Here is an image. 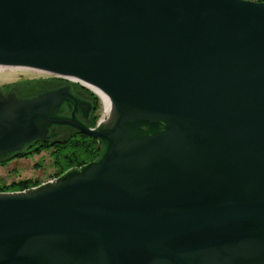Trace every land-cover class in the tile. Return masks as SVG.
Segmentation results:
<instances>
[{"label":"water","instance_id":"1","mask_svg":"<svg viewBox=\"0 0 264 264\" xmlns=\"http://www.w3.org/2000/svg\"><path fill=\"white\" fill-rule=\"evenodd\" d=\"M0 65L111 105L90 126L69 85L0 89V159L62 126L101 143L0 192V264H264V1L0 0Z\"/></svg>","mask_w":264,"mask_h":264},{"label":"trees","instance_id":"2","mask_svg":"<svg viewBox=\"0 0 264 264\" xmlns=\"http://www.w3.org/2000/svg\"><path fill=\"white\" fill-rule=\"evenodd\" d=\"M252 1L262 2L264 0ZM77 85L78 89L81 90L91 102L93 110L89 125L94 126L99 118V115L97 114V110L100 105L99 98L90 90L82 87L79 84ZM17 86L18 85L12 86L7 84L1 88L10 89ZM39 89L40 88H38L36 85H29L23 87L19 93L25 94L28 91L34 93L39 91ZM41 151H46L48 153L49 159L51 161L50 165L52 167L51 176L56 178L69 169L81 167L84 164L98 158L101 153V146L96 138L76 130H70L67 133H62V135H59L56 142L55 140H52L49 144L36 143L33 144L28 150L22 151L4 159H0V165H6L9 161L16 158H28L29 155L40 153ZM37 166H41V163H37ZM40 183L41 182L36 179H19L17 181H11L8 184H5L2 179H0V192L22 191L33 186H37Z\"/></svg>","mask_w":264,"mask_h":264},{"label":"rangeland","instance_id":"3","mask_svg":"<svg viewBox=\"0 0 264 264\" xmlns=\"http://www.w3.org/2000/svg\"><path fill=\"white\" fill-rule=\"evenodd\" d=\"M48 77L54 76L23 67H5L4 70L0 69V88L7 84L16 86L18 84L17 82ZM99 101L100 105L97 110V114L99 115L98 120H103L107 118L108 114L104 113L103 102L101 100ZM50 162L49 155L46 151L29 155L28 158L12 159L6 165H0V179L5 184L19 179H36L41 183L53 180ZM37 163H41V166H37Z\"/></svg>","mask_w":264,"mask_h":264},{"label":"flooded vegetation","instance_id":"4","mask_svg":"<svg viewBox=\"0 0 264 264\" xmlns=\"http://www.w3.org/2000/svg\"><path fill=\"white\" fill-rule=\"evenodd\" d=\"M18 85L17 87H15V94H17L19 97H30V96H34L35 94L39 93L43 88L45 89L46 87H51V88H54V87H60V86H66V85H69L70 88H71V91L74 92L75 94L77 95H80L82 98L84 99H88L87 96H85V94L78 89V85L79 83H76V82H71L65 78H59V77H48V78H41V79H34V80H26V81H23V82H17ZM29 85H36L39 89V91L37 92H34V93H31V91L27 92V93H19L23 87H26V86H29ZM80 85V84H79ZM83 87V86H82ZM85 88V87H84ZM2 89L4 92L6 91H9L10 89H3V88H0ZM87 89V88H86ZM100 100V99H99ZM65 108H63L61 111H58L60 112L61 114H64V115H70V112L72 110L71 107H68L67 105H64ZM91 116L92 114L90 115H83V112L81 111V109H78L77 111H75V117L77 119H79L80 121H82L83 123H86V124H89V121L91 120ZM70 130H76L72 127H60L58 128V132L60 133L59 135H62V133H67L69 132ZM77 131V130H76ZM50 132H52V129L49 130V138H52L50 137ZM53 132H56V135L55 137L57 136V129L56 130H53ZM52 140H57V138L54 139V137L52 139H48V140H34L32 143H30L29 145H26L25 148L22 150V151H25V150H28L29 148H31V146L33 144H36V143H41V144H49L51 143ZM101 144V143H100ZM101 146V145H100ZM20 151V152H22ZM20 152H16L14 154H17V153H20ZM13 154V155H14Z\"/></svg>","mask_w":264,"mask_h":264},{"label":"bare ground","instance_id":"5","mask_svg":"<svg viewBox=\"0 0 264 264\" xmlns=\"http://www.w3.org/2000/svg\"><path fill=\"white\" fill-rule=\"evenodd\" d=\"M9 68V67H8ZM0 69H5V66H1L0 65ZM87 86L91 87L96 93H98V95H100L101 99H102V102H103V106H104V110L105 112L104 113H109L110 111V108H111V105H110V102L107 100V98L96 88H94L93 86L85 83Z\"/></svg>","mask_w":264,"mask_h":264}]
</instances>
